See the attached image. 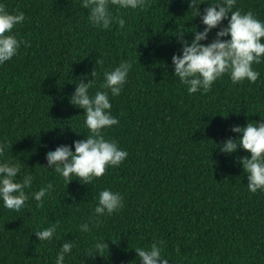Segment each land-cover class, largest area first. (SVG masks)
<instances>
[{
  "label": "trees",
  "instance_id": "trees-1",
  "mask_svg": "<svg viewBox=\"0 0 264 264\" xmlns=\"http://www.w3.org/2000/svg\"><path fill=\"white\" fill-rule=\"evenodd\" d=\"M0 4L23 12L13 31L26 42L0 64V141H8L5 157L21 165L17 181L27 170L30 191L49 181L54 186L39 207L31 199L19 213L0 205V264H55L63 240L74 242L64 264H139L132 248L153 240L163 241L169 264H264V191L247 189L239 162L250 153L225 154L217 146L239 135L231 126L264 116V60L253 64L255 82L234 84L223 74L209 91L189 94L172 75L170 59L180 51L178 31L185 29L190 42L187 30L204 27L199 16L191 18L187 0H145L121 10L123 27L106 29L88 22L79 0ZM235 8L264 20V0H236ZM123 59L132 67L120 94L110 96L118 123L102 131L128 155L88 184L76 177L67 184L44 165L47 152L88 134L83 109L69 103L73 82H87L94 68L91 93L103 70ZM104 187L121 193L123 207L97 222L93 207ZM90 216V231H78ZM56 221L54 238L39 241L33 231ZM99 238L107 246L88 256Z\"/></svg>",
  "mask_w": 264,
  "mask_h": 264
},
{
  "label": "clouds",
  "instance_id": "clouds-1",
  "mask_svg": "<svg viewBox=\"0 0 264 264\" xmlns=\"http://www.w3.org/2000/svg\"><path fill=\"white\" fill-rule=\"evenodd\" d=\"M145 0H79L82 8L88 9V22L98 28L106 29L113 23L125 25L121 10H134L144 6ZM191 18L199 16L202 30L190 29V42L184 38L185 29L177 32L180 43L179 54L171 55L172 75L185 86L189 94L207 92L212 84L223 74H227L232 83L247 80L255 82L259 72L253 64L264 60V20L258 19L251 10H233L236 0H207L203 11L199 10L204 0H187ZM115 9V14L113 12ZM230 13V15H229ZM22 11H8L0 4V64L10 60L19 50L25 39L13 31L14 26L22 22ZM226 20V24H221ZM219 27L217 28V26ZM217 28L214 37L208 40L211 29ZM227 37V38H225ZM207 41V42H202ZM95 63L102 60L97 58ZM132 67L129 60L123 59L115 66L102 72L103 79L91 93L89 91L96 77V71L90 73L91 79L74 81V90L69 103L83 109V126L88 134L82 139L73 140L72 145L59 144L47 152L45 168L52 169L67 184L72 177L88 184L94 178L104 174L107 167L118 166L128 155L127 150L118 146L115 139L106 138L103 129L118 123L111 113L110 96L120 94ZM88 74H85L87 76ZM261 116V115H260ZM261 120H249L244 125H233L231 131L238 133L235 138L227 137L218 143L219 151L231 154L238 148L250 155L239 157L247 176V189L264 191V116ZM8 141H0V205L4 209L19 213L27 206L29 199L39 207L46 194H51L53 184L49 181L36 191H30L33 185L31 172L21 173V165L6 158ZM93 207L94 220L99 221L105 215H111L123 207L121 193L104 187L98 191ZM89 221L79 223L78 231L88 233ZM56 221L46 227L34 230L39 241H51L57 231ZM105 238L94 239L87 248L88 256L101 252L105 248ZM163 241L153 240L147 246L134 249L139 264H169L168 256L162 253ZM74 247V242L63 240L55 255V264H64L66 254Z\"/></svg>",
  "mask_w": 264,
  "mask_h": 264
}]
</instances>
